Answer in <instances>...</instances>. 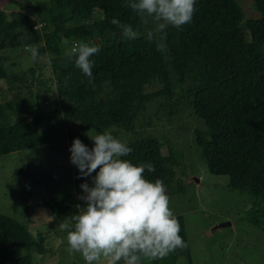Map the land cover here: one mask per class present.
<instances>
[{"label": "trees", "instance_id": "16d2710c", "mask_svg": "<svg viewBox=\"0 0 264 264\" xmlns=\"http://www.w3.org/2000/svg\"><path fill=\"white\" fill-rule=\"evenodd\" d=\"M10 2L25 8L20 0H0V80H21L3 64V50L32 45L38 48L37 58L49 56L46 66L52 76L46 82L38 81L42 72L37 77L35 70L42 66L35 61L29 69L30 83L22 87L30 94L0 101V155L50 142L41 126L40 88H33L46 84L54 88L59 101L53 116L72 120L83 129L94 125L96 133L109 128L131 133L133 138L125 144L132 152L122 159L137 165L151 162L156 170H145V178L161 179L169 188L175 174L172 160L178 159L162 152L167 140L137 128L151 124L154 117L161 118L159 112L170 119L172 99L189 94L192 113L209 130L208 135L196 136L207 168L226 175L229 189L251 196L249 217L256 225L264 224V0H252L258 16L249 18L237 0H196L191 23L179 29L169 26L163 40L157 34L153 41L146 38L152 21L145 26L126 0H42L34 18L20 11L8 14L2 6ZM113 19L131 25L139 36L123 39ZM62 38L69 40V46L61 43ZM88 39L92 45H101L91 57L93 84L75 67V58L64 53L73 42ZM158 44L165 45V50L158 51ZM148 87L154 88L148 91ZM152 102L157 103L154 117L150 114L149 120L137 124ZM14 115L19 116L13 119ZM178 188L184 189L182 185ZM42 206L67 214L68 206L54 199L43 201ZM23 207L27 208L26 200ZM175 216L187 246L169 258L174 261L182 253L188 260L185 264H192L184 218ZM44 252L40 233L34 236L26 223L0 213V264H36L35 256L43 260Z\"/></svg>", "mask_w": 264, "mask_h": 264}, {"label": "rangeland", "instance_id": "374dc122", "mask_svg": "<svg viewBox=\"0 0 264 264\" xmlns=\"http://www.w3.org/2000/svg\"><path fill=\"white\" fill-rule=\"evenodd\" d=\"M20 1L25 8L21 9L14 2L2 7L8 14L20 11L34 18L35 7L42 0ZM237 2L246 18L258 16L252 0ZM152 25L155 28V21H152ZM86 43L92 45L91 39ZM26 49L18 47L3 50L6 56L3 64L10 73L20 75L21 80L13 83L0 80V101L30 94L29 89L22 87L30 83L32 74L29 69L34 67L35 61L42 66V69L38 67L35 70L37 77L42 72V79L38 78V81L46 82L52 76L50 67L46 66L49 64V56L33 60ZM33 88H40L38 100L42 106L39 112L43 111L44 115L41 126L50 136V142L0 155V213L26 223L34 236L40 233L44 237L43 260L40 255L35 256L36 264H85L79 253H68L66 232L59 224L76 213L77 204L83 206V201L78 199L83 194L80 185L84 182L89 185L92 183L90 177L77 178L79 170L70 162L69 149L74 138H79L91 148L93 141L89 137L97 134L95 126L83 129L72 120L53 116L54 107H59L54 88L46 84H34ZM46 88L49 90L45 91ZM153 88L148 87V91ZM172 100L174 113L170 119L161 112V118L156 119L153 114L157 103L152 102L137 124L149 120L150 114L154 117L152 123L138 127L137 130L163 142L167 140L162 152L166 155L172 153L178 159L172 160L175 174L167 193L174 215L180 214L184 218L191 263L264 264V224L256 225L249 217L252 197L245 191L229 189L226 175L213 174L207 168L203 148L196 141V136L198 133L208 135L209 130L204 121L192 113V96L177 94ZM18 116L14 115L13 119ZM105 131L123 143L133 138L131 133L122 128H109ZM181 185L184 188L182 191L178 190ZM52 199L68 206L66 215L53 213L42 206L43 201ZM24 200L27 201L26 209L23 207ZM222 222L230 224L217 227ZM169 256L171 254L157 262H188L182 253L177 254L174 261ZM144 264L150 262L144 261Z\"/></svg>", "mask_w": 264, "mask_h": 264}, {"label": "clouds", "instance_id": "9594fccd", "mask_svg": "<svg viewBox=\"0 0 264 264\" xmlns=\"http://www.w3.org/2000/svg\"><path fill=\"white\" fill-rule=\"evenodd\" d=\"M126 6L137 14L147 26L155 21V28L148 30L149 41L165 38L169 27L180 28L191 23L196 11V0H126ZM120 28L123 39H136L139 33L131 25L117 19L111 21ZM61 43L69 44L67 38ZM101 45L73 42L67 55L93 84L94 61ZM33 60L38 48L28 46ZM158 51L165 45L158 44ZM89 148L79 138H74L69 149L70 162L79 170L77 178H91V186L80 185L83 194L78 199L83 206L59 224L66 232L68 253H79L85 264H143L167 257L187 245L180 235L181 227L170 207V197L163 180L145 178V170L155 172L151 162L133 164L127 159L132 149L110 132L89 137ZM95 173V175H92Z\"/></svg>", "mask_w": 264, "mask_h": 264}, {"label": "water", "instance_id": "95a60500", "mask_svg": "<svg viewBox=\"0 0 264 264\" xmlns=\"http://www.w3.org/2000/svg\"><path fill=\"white\" fill-rule=\"evenodd\" d=\"M229 224H230V222H222L217 227H221V226H225V225H229Z\"/></svg>", "mask_w": 264, "mask_h": 264}]
</instances>
